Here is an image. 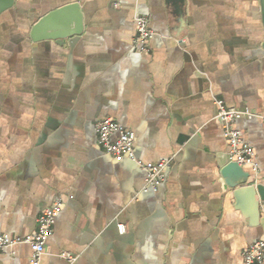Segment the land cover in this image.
<instances>
[{"label": "crops", "instance_id": "crops-1", "mask_svg": "<svg viewBox=\"0 0 264 264\" xmlns=\"http://www.w3.org/2000/svg\"><path fill=\"white\" fill-rule=\"evenodd\" d=\"M72 4L81 33L33 40L41 19ZM138 15L155 33L148 54L133 44ZM74 26L56 21L54 33ZM216 99L262 117L236 127L259 175L244 170L264 185L261 0H15L0 13V234H35L61 201L41 264H245L264 238V202L253 218L221 175ZM104 119L135 134L140 161L171 162L157 190L99 146ZM32 254L17 245L0 264Z\"/></svg>", "mask_w": 264, "mask_h": 264}, {"label": "built area", "instance_id": "built-area-1", "mask_svg": "<svg viewBox=\"0 0 264 264\" xmlns=\"http://www.w3.org/2000/svg\"><path fill=\"white\" fill-rule=\"evenodd\" d=\"M135 23L137 34L134 38L135 49L148 54L149 43L155 36L151 29L150 20L145 16H136ZM218 106L217 120L220 123L223 135L228 144V156L230 162L238 164L242 168H251L255 175H259V169L255 162V153L242 138L236 127L238 120L262 118L251 111H241L226 106L224 100L216 99ZM97 141L107 154L117 160L130 159L146 174L145 191L157 190L165 181L166 170L170 167V161L159 163H144L140 161L135 152V134L121 126L112 119H104L96 123ZM63 209L61 201L44 211L38 218V230L35 234L27 237H11L0 234V253L17 245L26 244L32 249L30 264H41L49 239L53 235L56 218ZM123 233L124 227H120ZM68 261L73 262L75 258L71 254L63 255ZM245 264H264V238L255 242L244 253Z\"/></svg>", "mask_w": 264, "mask_h": 264}, {"label": "water", "instance_id": "water-1", "mask_svg": "<svg viewBox=\"0 0 264 264\" xmlns=\"http://www.w3.org/2000/svg\"><path fill=\"white\" fill-rule=\"evenodd\" d=\"M14 1L0 0V13L11 8ZM261 2L264 19V0H261ZM69 17L74 20V28L72 30L68 28L60 29L59 33L55 34L53 28L55 22ZM82 29V14L79 4H72L53 11L41 19L32 29V38L34 41L46 39L63 40L67 36L81 33ZM221 175L226 180L227 185L234 191V196L239 206H241V203L243 205L247 202L249 208L248 214L255 219L259 218L261 216L260 201L264 202V185L251 179V174L234 162L228 163L222 169Z\"/></svg>", "mask_w": 264, "mask_h": 264}]
</instances>
